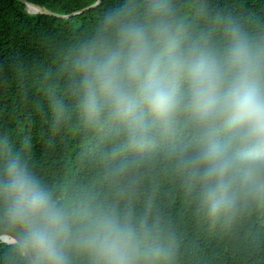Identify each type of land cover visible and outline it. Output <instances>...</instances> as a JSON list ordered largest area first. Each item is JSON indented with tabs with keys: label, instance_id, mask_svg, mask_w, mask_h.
<instances>
[{
	"label": "clouds",
	"instance_id": "1",
	"mask_svg": "<svg viewBox=\"0 0 264 264\" xmlns=\"http://www.w3.org/2000/svg\"><path fill=\"white\" fill-rule=\"evenodd\" d=\"M96 23L61 53L66 91L44 89L53 127L67 114L107 130L114 182L164 151L197 211L229 224L264 206V40L219 14L192 29L173 0H99ZM0 245L14 264H174L148 203L72 200L0 135Z\"/></svg>",
	"mask_w": 264,
	"mask_h": 264
},
{
	"label": "trees",
	"instance_id": "2",
	"mask_svg": "<svg viewBox=\"0 0 264 264\" xmlns=\"http://www.w3.org/2000/svg\"><path fill=\"white\" fill-rule=\"evenodd\" d=\"M59 16L29 13L21 0H0V135L26 155L34 172L58 195L72 200L148 203L175 243L174 264H264V206L253 205L229 224L210 223L187 196L164 151L114 182L107 130L91 131L66 98V118L53 127L44 89L66 91L61 53L97 19V0H26ZM110 2V0H109ZM192 29L217 14L264 40V0H173ZM66 16V17H64ZM0 264H14L0 245Z\"/></svg>",
	"mask_w": 264,
	"mask_h": 264
},
{
	"label": "water",
	"instance_id": "3",
	"mask_svg": "<svg viewBox=\"0 0 264 264\" xmlns=\"http://www.w3.org/2000/svg\"><path fill=\"white\" fill-rule=\"evenodd\" d=\"M21 1L26 5V7H27V11H28L29 13H45V14H50V15L59 16L58 14H55V13H53V12H51V11L45 9V8L37 7V6H35V5H32V4L28 3L26 0H21ZM98 2H99V0H97V1H96L93 5H91L90 7H94V6H96V5L98 4ZM30 7H33L34 9L31 10ZM64 17H66V16H64Z\"/></svg>",
	"mask_w": 264,
	"mask_h": 264
},
{
	"label": "bare ground",
	"instance_id": "4",
	"mask_svg": "<svg viewBox=\"0 0 264 264\" xmlns=\"http://www.w3.org/2000/svg\"><path fill=\"white\" fill-rule=\"evenodd\" d=\"M30 9L32 10V9H34L33 7H30Z\"/></svg>",
	"mask_w": 264,
	"mask_h": 264
}]
</instances>
